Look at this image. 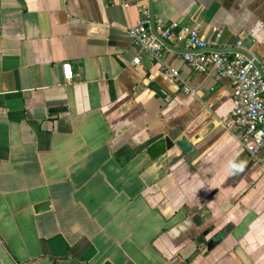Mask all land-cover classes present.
<instances>
[{"label":"crops","instance_id":"obj_1","mask_svg":"<svg viewBox=\"0 0 264 264\" xmlns=\"http://www.w3.org/2000/svg\"><path fill=\"white\" fill-rule=\"evenodd\" d=\"M141 1L0 0V264H264V155L233 125V84L172 39L180 78L147 54L135 64ZM151 11L264 62V0ZM183 135L187 155L150 156Z\"/></svg>","mask_w":264,"mask_h":264},{"label":"built area","instance_id":"obj_2","mask_svg":"<svg viewBox=\"0 0 264 264\" xmlns=\"http://www.w3.org/2000/svg\"><path fill=\"white\" fill-rule=\"evenodd\" d=\"M130 33L139 51L135 64H141L143 54H147L163 63L167 75L180 78V71L165 61V40L172 39L186 47L184 60L194 70L214 68L221 78L229 79L235 96L233 125L241 130L242 143L249 153L256 157L264 155V62L238 50L213 49L197 27L153 16L151 0L140 2V16L130 26ZM64 73L67 80L72 78L70 64H64Z\"/></svg>","mask_w":264,"mask_h":264},{"label":"water","instance_id":"obj_3","mask_svg":"<svg viewBox=\"0 0 264 264\" xmlns=\"http://www.w3.org/2000/svg\"><path fill=\"white\" fill-rule=\"evenodd\" d=\"M153 5V0H151V9ZM152 15L154 16L153 12ZM165 43L167 44V41L165 40ZM216 50L225 51V49H219V48H213ZM234 50H238L240 52L246 53L244 50L239 48H233ZM229 50V49H226ZM247 54V53H246ZM60 108H53V110H57ZM174 146H178L181 150L182 156L187 155L192 149L193 145L191 144L189 138L186 135H183L179 138H172L170 136H165L163 138H160L153 144H151L148 148V152L152 158H159L164 153H166L167 150L173 148ZM51 209V202L49 200H45L42 202H38L34 205V210L36 213H41L43 211H47ZM193 220L197 226H201L203 224V220L200 216V214H195L193 217ZM219 238H216V240L212 241L210 246L212 247L213 244H215ZM32 264H82L75 260H53V259H45L39 262H35Z\"/></svg>","mask_w":264,"mask_h":264},{"label":"trees","instance_id":"obj_4","mask_svg":"<svg viewBox=\"0 0 264 264\" xmlns=\"http://www.w3.org/2000/svg\"><path fill=\"white\" fill-rule=\"evenodd\" d=\"M56 261H58V258H55Z\"/></svg>","mask_w":264,"mask_h":264}]
</instances>
